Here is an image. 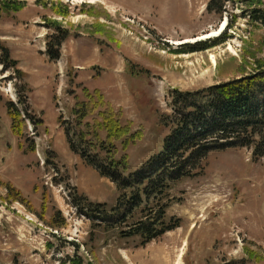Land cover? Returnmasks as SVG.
<instances>
[{"label":"rangeland","instance_id":"rangeland-1","mask_svg":"<svg viewBox=\"0 0 264 264\" xmlns=\"http://www.w3.org/2000/svg\"><path fill=\"white\" fill-rule=\"evenodd\" d=\"M210 1L26 0L19 12L0 13V42L25 73L20 78L0 61V178L34 208L0 185V264H61L78 248L95 264H165L167 258L173 264L180 254L181 264H264V158L251 148L212 152L201 173L172 191L168 217L181 219L180 226L146 245L85 217L73 203L74 190L110 210L119 196L111 180L70 148L61 123L73 120L85 89L101 91L124 123L143 131L127 151L135 171L161 149L160 116L172 111L171 90L206 88L264 64V24L245 15L249 6L229 0L219 13L208 10ZM56 8L71 13L63 17ZM53 20L69 29L55 60L45 47L57 39ZM224 21L234 22L226 42L174 52L218 34ZM11 103L26 118L22 137L12 130ZM57 210L66 223L57 218L51 226Z\"/></svg>","mask_w":264,"mask_h":264},{"label":"trees","instance_id":"trees-1","mask_svg":"<svg viewBox=\"0 0 264 264\" xmlns=\"http://www.w3.org/2000/svg\"><path fill=\"white\" fill-rule=\"evenodd\" d=\"M228 1L211 0L208 10L223 13ZM241 2L249 6L245 15L255 23L264 24V8L260 7L264 4L263 0ZM25 5L26 0H4L0 3V13L19 12ZM84 11L81 12L101 18L99 14ZM55 12L67 17L71 10L56 8ZM228 26V29L233 28L234 22ZM49 27L58 33L56 40L46 42V53L55 60L60 57L59 47L69 35V29L57 20L50 21ZM227 33L183 43L174 52L209 49L230 39L231 35ZM0 61L6 70H12L16 76H25L19 62L12 58L9 48L1 42ZM26 85L23 89L27 92L30 88ZM19 97L23 102L21 95ZM10 106L12 130L22 137L26 118L13 103ZM169 106L172 111L160 116L166 130L161 149L135 171L129 170L127 151L142 139L143 131H133L130 123H124L122 113L106 100L101 91L85 89V99L77 100L73 108V120L61 122L65 125L70 148L80 155L86 165L111 180L119 191L117 202L110 210L107 203L95 202L74 190L73 203L79 213L108 228H116L122 237L140 236L142 245L180 226L181 219L168 217L172 191L183 180L201 173L203 161L212 152L244 147L253 149L256 158H264V64L257 62L251 72L206 88L190 91L173 89L170 91ZM95 112L96 116L89 119ZM119 145L125 152L121 157L118 156ZM0 185L6 187L10 198L32 208L12 183L0 178ZM43 209H46L45 203ZM57 216L50 221L51 226L57 225V218L61 220V225L66 223L60 210H57ZM74 246L79 245L75 243ZM79 249L61 259L60 263L95 264ZM250 256L254 255L251 253Z\"/></svg>","mask_w":264,"mask_h":264},{"label":"bare ground","instance_id":"bare-ground-1","mask_svg":"<svg viewBox=\"0 0 264 264\" xmlns=\"http://www.w3.org/2000/svg\"><path fill=\"white\" fill-rule=\"evenodd\" d=\"M223 26H224V23H223L222 26L220 27V30L223 28ZM217 33H219V31H218ZM213 59L215 60L214 57H213ZM180 257H181V254L179 255V257H178L177 259H175L176 261H175V260L173 261V264H181V258H180ZM164 259H165V258H164ZM164 262H165V264H171L168 258L165 259Z\"/></svg>","mask_w":264,"mask_h":264}]
</instances>
